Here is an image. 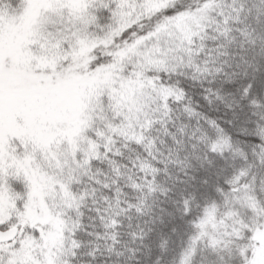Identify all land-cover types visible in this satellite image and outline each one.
I'll return each instance as SVG.
<instances>
[{
    "label": "snow or ice",
    "instance_id": "6c2138e0",
    "mask_svg": "<svg viewBox=\"0 0 264 264\" xmlns=\"http://www.w3.org/2000/svg\"><path fill=\"white\" fill-rule=\"evenodd\" d=\"M0 264H264V0H0Z\"/></svg>",
    "mask_w": 264,
    "mask_h": 264
}]
</instances>
